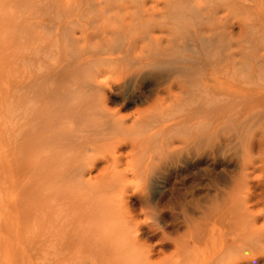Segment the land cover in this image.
<instances>
[{"label": "rangeland", "instance_id": "374dc122", "mask_svg": "<svg viewBox=\"0 0 264 264\" xmlns=\"http://www.w3.org/2000/svg\"><path fill=\"white\" fill-rule=\"evenodd\" d=\"M103 1L0 0V264H94L91 233L83 229L78 211L84 200L80 162L97 157L92 185L127 167L125 159L121 165L113 159L105 170V136H116L112 129L118 124L157 118L155 90L164 74L200 58L183 43H166L154 20L137 17L141 11L157 16L152 11L160 9L161 0ZM242 5L264 12L261 0ZM227 10L224 22L244 31L249 22L243 9ZM240 32L234 43L246 44L254 54L264 51V25L247 39ZM190 172L178 178L193 182ZM153 182L150 189L156 193L159 186ZM153 220L168 238H176L166 228L168 216ZM142 238V244L154 247L151 237ZM165 247L155 248V264L171 255H161Z\"/></svg>", "mask_w": 264, "mask_h": 264}, {"label": "bare ground", "instance_id": "6f19581e", "mask_svg": "<svg viewBox=\"0 0 264 264\" xmlns=\"http://www.w3.org/2000/svg\"><path fill=\"white\" fill-rule=\"evenodd\" d=\"M161 1L152 11L157 16L141 11L137 17L154 20L166 43H183L200 58L194 65L186 58L187 67L164 74L155 90L157 118L118 124L112 129L116 136H105L103 167L125 159L127 169L121 165L117 174L92 185L97 157L80 162L84 200L78 211L83 229L91 233V259L94 264H155V248L166 246L159 252L171 255L162 264H264V51L254 54L246 44L234 43L241 27H229L227 16L222 18L227 9L241 7L249 25L240 33L247 39L264 25V12L241 6L248 0ZM57 11L53 14L65 15ZM186 170H193L196 180H180ZM154 180L156 193L150 189ZM164 216L175 239L153 223ZM144 234L154 247L142 244Z\"/></svg>", "mask_w": 264, "mask_h": 264}]
</instances>
